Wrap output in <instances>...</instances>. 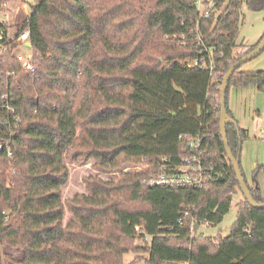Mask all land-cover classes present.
<instances>
[{"label":"trees","instance_id":"16d2710c","mask_svg":"<svg viewBox=\"0 0 264 264\" xmlns=\"http://www.w3.org/2000/svg\"><path fill=\"white\" fill-rule=\"evenodd\" d=\"M196 1L36 0L15 25L29 30L34 72L14 58L19 45L0 22V136L12 121L1 94L12 93L20 120L11 160L0 153V246L21 250L15 264H123L127 252L146 253L143 264H264V209L243 197L219 130L222 78L264 35L235 51L243 8L264 19V0H213L207 18ZM207 57L211 71L192 64ZM240 67L227 89L264 90V70ZM225 132L236 156L246 133L232 122ZM180 136L199 138L204 185L143 184L162 158L179 161ZM87 163L107 178L85 175L84 191L63 199L68 164ZM140 163L147 169L119 172ZM247 187L264 203L257 172ZM234 193L242 199L229 234L193 236L196 223L222 221Z\"/></svg>","mask_w":264,"mask_h":264},{"label":"built area","instance_id":"2783aa9c","mask_svg":"<svg viewBox=\"0 0 264 264\" xmlns=\"http://www.w3.org/2000/svg\"><path fill=\"white\" fill-rule=\"evenodd\" d=\"M6 4V3H5ZM196 4L201 8V16L207 18L209 12L213 7V0H197ZM16 43L21 45H26V51L21 52L17 49L13 50L14 58L19 62L23 70L34 72L35 67L33 65V56L30 51L29 42V30L24 29L16 37ZM204 51L212 52V49L204 48ZM208 53V54H209ZM221 56V53H220ZM213 60L210 57L207 59H195L192 64L200 67L201 69H206L211 71L213 69ZM1 99L3 100L4 108L7 114L12 116V121H8L5 118L2 123L7 127V132L0 136V153H3L5 157L11 160L14 149L12 148V140L16 133L13 129H18L20 120L18 116H15V109L10 105L12 101V93L5 92L1 94ZM13 128V129H12ZM181 137V136H180ZM184 140L183 154L181 155L177 163L172 162L168 158H162L160 163L154 165L146 171V175L142 179V183L149 186H163V187H201L207 180V168L204 166L201 153L199 151V138H193L189 136H182ZM146 169L148 165L144 166ZM144 167L134 166L135 171H140ZM130 167L124 169L128 171ZM133 170V169H131ZM189 208V207H186ZM187 211L183 213V217L178 220V224L182 225L185 221ZM136 230H140L138 226L135 227Z\"/></svg>","mask_w":264,"mask_h":264},{"label":"rangeland","instance_id":"374dc122","mask_svg":"<svg viewBox=\"0 0 264 264\" xmlns=\"http://www.w3.org/2000/svg\"><path fill=\"white\" fill-rule=\"evenodd\" d=\"M20 1L25 2L26 4L25 7H19L17 14L12 18H8V15H6L4 12L0 13V22H5V21L22 22V19L24 21L25 15L31 12V6L36 4V0H20ZM17 6L19 5L17 4ZM9 26L10 29L16 28L15 24ZM263 31H264L263 13L252 12L243 8V22L239 26L237 42L252 43L257 40V38L261 33H263ZM10 32H13V30H11ZM25 47L26 45L23 44L17 48V51L24 52L26 51ZM238 49L239 47L236 48L235 51H237ZM240 68L241 70H249L255 68L264 69V49L256 57L243 63ZM134 166H138L142 168L145 166V164L140 163L136 165H127L123 167L119 172L135 171L133 168ZM128 167H130V169L129 170L127 169L128 171H124V169ZM68 171L69 172H68L67 183L61 189V194L63 199L72 197L77 192L81 193L84 191L82 178L85 175H92V176L97 175L102 179L107 178L106 176H103V174L97 172L92 167L91 163H87L86 165L83 166H73L71 164H68ZM114 174L117 175L118 172ZM241 199H242V195L240 193L239 195L233 194L229 211L227 214H225L222 221L214 226H210L204 223L198 225L196 231L192 232L193 236L209 237L213 241H216L218 238H223L227 236L229 234V229L236 217V212H237L236 204L238 200ZM135 243L138 245H142V241L140 239L135 240ZM10 256L15 260H19L22 256L21 250L12 247L0 246V264H15L9 258ZM137 256L139 257V259L135 262L134 259ZM146 256H147L146 253L143 252L124 253L123 264H143V260Z\"/></svg>","mask_w":264,"mask_h":264},{"label":"crops","instance_id":"0c3cea01","mask_svg":"<svg viewBox=\"0 0 264 264\" xmlns=\"http://www.w3.org/2000/svg\"><path fill=\"white\" fill-rule=\"evenodd\" d=\"M17 4L19 6H17ZM25 2L20 0H7L5 14L12 18L17 14L19 7H25ZM15 7V8H14ZM14 8V9H13ZM30 13H27L24 20ZM23 22V19H22ZM22 22L5 21V24L18 25ZM13 30V32H10ZM16 28L9 29L7 37L15 36ZM259 35L257 40L260 38ZM256 40V41H257ZM242 43L237 53H244L248 47L254 44ZM264 70L255 68L243 71ZM225 105L234 123L246 133V137L240 143L239 165L243 178L247 185L253 184V173L257 172V181L264 195V90H259L255 84L227 89ZM239 195V193H234ZM239 201V200H238Z\"/></svg>","mask_w":264,"mask_h":264},{"label":"water","instance_id":"95a60500","mask_svg":"<svg viewBox=\"0 0 264 264\" xmlns=\"http://www.w3.org/2000/svg\"><path fill=\"white\" fill-rule=\"evenodd\" d=\"M263 49H264V35L261 38V40L259 41V43L250 52L242 55L239 59H237L236 61H234L233 63H231L229 65L228 69L226 70V72L222 78V82H221V86H220L219 130H220V134L222 136L225 153L227 155L228 161L231 163V165L233 167V171L235 173V176H236V179L238 181V184H239V187H240V190H241L243 197L245 198V200H247V202L250 204L251 207L256 208V209H264V203H262V204L257 203L252 198L250 191L247 187L246 181L243 178L242 172L240 170L239 158H238L239 154L234 156L228 147V142H227L226 132H225V123L226 122L234 123V121L232 120L231 117H229L227 115L226 106H225V101H226L225 96H226V89H227L228 81L230 79L231 74L239 66H241L243 63H245L246 61L256 57ZM197 226H198V224L196 223L193 227V232L196 231Z\"/></svg>","mask_w":264,"mask_h":264},{"label":"bare ground","instance_id":"6f19581e","mask_svg":"<svg viewBox=\"0 0 264 264\" xmlns=\"http://www.w3.org/2000/svg\"><path fill=\"white\" fill-rule=\"evenodd\" d=\"M17 34H18V33H17ZM17 34H15V36H13L11 39H13V38H14V39L16 40Z\"/></svg>","mask_w":264,"mask_h":264}]
</instances>
